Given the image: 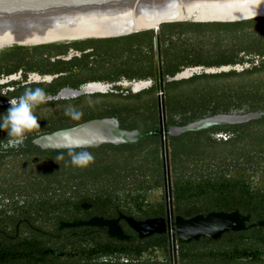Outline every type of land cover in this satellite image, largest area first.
Listing matches in <instances>:
<instances>
[{
    "label": "trees",
    "instance_id": "16d2710c",
    "mask_svg": "<svg viewBox=\"0 0 264 264\" xmlns=\"http://www.w3.org/2000/svg\"><path fill=\"white\" fill-rule=\"evenodd\" d=\"M159 34L164 77H173L197 66H244L242 71L201 73L188 79L165 81L163 96L168 126H183L219 113L264 110V16L232 22H168L159 26ZM155 37V30L150 29L119 37L36 46L14 45L0 50V68L13 64V72H16L26 62L53 64L52 59L61 56L56 64L64 66L56 72L65 71L67 75H60L52 84L78 89L89 82L154 81ZM71 50L80 54L72 59L80 62L81 73H74L67 66L69 62L63 59ZM159 96L155 84L138 93L115 85L105 94L82 95L35 106L34 109L59 104L55 110L33 111L39 126L28 133L25 140L29 173L24 182L29 190L30 210H42L37 205L50 202L62 205L120 204L139 195V187L160 169L163 158L160 137L142 139L135 145L107 144L74 149L77 152L87 150L95 157L94 163L84 168L71 164L69 150H42L32 140L45 133L104 117L117 118L125 129L155 128L160 121ZM62 103L68 104L67 107ZM69 106L82 113L80 119L74 120L64 114ZM220 129H235V141L240 146L238 156L264 155V117L244 124L185 133L180 138L193 142L175 143L176 147L183 154H198V141L206 138L203 135ZM4 135H8L7 132L0 129V138ZM173 140L177 141L169 137L168 143L172 144ZM61 153L64 159L57 162L55 159ZM19 196L17 201H22V195ZM16 197L14 195V201ZM62 220H66L65 215Z\"/></svg>",
    "mask_w": 264,
    "mask_h": 264
},
{
    "label": "flooded vegetation",
    "instance_id": "af4514ba",
    "mask_svg": "<svg viewBox=\"0 0 264 264\" xmlns=\"http://www.w3.org/2000/svg\"><path fill=\"white\" fill-rule=\"evenodd\" d=\"M79 55L71 50L63 58L76 74L82 69L72 58ZM59 58H53V64L26 62L16 72L13 64L1 67L0 115L10 107L8 100L26 87L49 91L50 102L75 99L55 98L70 88L52 84L67 75L56 72L64 66L56 64ZM57 105L33 111L55 110ZM180 136L172 137L177 139L172 144L167 140L166 158L163 151L160 169L139 187V195L120 204L50 202L38 204L43 208L38 211L30 210L24 182L29 173L25 141L19 150H0V264H264V155L238 156L235 129L204 134L194 155L178 151L175 143L191 141ZM19 195L22 201H17ZM235 212L243 219L241 229L180 240V220ZM97 218L113 225L85 224ZM148 220L159 222L148 235L131 224ZM118 231L120 237L112 234Z\"/></svg>",
    "mask_w": 264,
    "mask_h": 264
},
{
    "label": "water",
    "instance_id": "95a60500",
    "mask_svg": "<svg viewBox=\"0 0 264 264\" xmlns=\"http://www.w3.org/2000/svg\"><path fill=\"white\" fill-rule=\"evenodd\" d=\"M264 16V0H0V49L14 45L36 46L72 42L92 38H109L154 29L155 80L127 81L115 84L89 82L78 89L64 88L56 99L78 98L82 95L108 93L113 87L130 88L133 93L155 84L159 93L160 121L155 128L125 129L115 117L91 119L72 127L45 133L32 140L42 150H69V139L85 148L111 144L135 145L142 139L160 137L164 157L168 137L200 132L218 126L239 125L264 117L257 112L233 111L206 116L183 126H167L164 104V82L188 79L195 74H218L231 70L242 71L244 66L187 68L173 77H164L159 26L178 21L232 22ZM246 65L245 67H248ZM75 149H82L76 147ZM86 225L111 227L112 221L93 219ZM145 235L155 232L156 220L131 222ZM243 219L238 213H215L179 221L181 241L204 235L219 236L226 230L241 229ZM74 226V225H70ZM120 237V232L112 233Z\"/></svg>",
    "mask_w": 264,
    "mask_h": 264
},
{
    "label": "clouds",
    "instance_id": "9594fccd",
    "mask_svg": "<svg viewBox=\"0 0 264 264\" xmlns=\"http://www.w3.org/2000/svg\"><path fill=\"white\" fill-rule=\"evenodd\" d=\"M51 97L41 87H26L22 95L8 100L10 107L6 113L0 116V129L7 132V139L0 140V150L7 151L10 148L19 150L27 139L28 133L36 129L38 125V117L34 114L35 106L48 102ZM66 116L71 119L78 120L82 113L76 111L69 106L65 109ZM68 155L71 159V164L74 167L84 168L94 163L95 157L87 150L75 151L76 147L84 149L78 143H74L69 139ZM63 153L56 157V161L63 160Z\"/></svg>",
    "mask_w": 264,
    "mask_h": 264
}]
</instances>
